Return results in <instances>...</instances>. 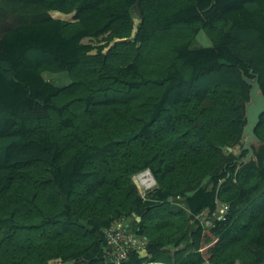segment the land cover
<instances>
[{"label":"trees","instance_id":"obj_1","mask_svg":"<svg viewBox=\"0 0 264 264\" xmlns=\"http://www.w3.org/2000/svg\"><path fill=\"white\" fill-rule=\"evenodd\" d=\"M137 1L0 0V264L264 262V0Z\"/></svg>","mask_w":264,"mask_h":264},{"label":"built area","instance_id":"obj_2","mask_svg":"<svg viewBox=\"0 0 264 264\" xmlns=\"http://www.w3.org/2000/svg\"><path fill=\"white\" fill-rule=\"evenodd\" d=\"M145 174L146 172L137 176L142 184L140 187L142 195H144L148 190L154 188L156 185L149 184L144 177ZM150 176H152L151 173ZM227 211L228 207L225 206L221 210L220 219H225L224 216ZM206 224L209 225V222ZM103 234L110 247L113 248L114 260L112 261H115V263L112 262L113 264H120L121 261L127 258L128 254L132 250H142L147 247L146 240L139 237L131 228H129V225L126 224L124 218L117 219L116 222L103 230ZM262 264H264V262Z\"/></svg>","mask_w":264,"mask_h":264},{"label":"water","instance_id":"obj_3","mask_svg":"<svg viewBox=\"0 0 264 264\" xmlns=\"http://www.w3.org/2000/svg\"><path fill=\"white\" fill-rule=\"evenodd\" d=\"M139 2L137 1V8L139 10ZM245 81L252 87L251 88V100L246 107V120L247 124L243 132L242 139L240 141L242 145V151H247V156L245 161L250 162L254 159V150L252 145L257 143L260 144L261 141L256 135V128L260 123V118L264 114V94L261 92V85L259 82V75L255 76V79H246ZM226 150V148H222ZM231 150V149H230ZM244 161V160H242ZM240 161V162H242ZM140 220V219H138ZM115 263V261H112Z\"/></svg>","mask_w":264,"mask_h":264},{"label":"rangeland","instance_id":"obj_4","mask_svg":"<svg viewBox=\"0 0 264 264\" xmlns=\"http://www.w3.org/2000/svg\"><path fill=\"white\" fill-rule=\"evenodd\" d=\"M54 16L55 17H59V18H63V19H65V18H67V19H71L72 17H61V16H59V15H57V14H54ZM201 40L198 38V44L200 45V43L201 44H203V45H207V44H209L210 42H209V39L208 38H206V36L204 35V34H201ZM47 75H51L50 73H47ZM47 75H45V77L47 76ZM61 74H59V75H55L56 77H58V76H60ZM48 77V79H52V78H54V76H47ZM55 79H57V78H55ZM59 80H62L63 79V77H60V78H58ZM136 181H137V183L138 184H140V180H139V178L137 177L136 178ZM142 186V185H141ZM138 188H139V186H138ZM140 190V189H139ZM180 204H181V202H178V203H175V205H174V208H175V210H178V209H180ZM182 206V205H181ZM111 250H113L112 248H111Z\"/></svg>","mask_w":264,"mask_h":264},{"label":"crops","instance_id":"obj_5","mask_svg":"<svg viewBox=\"0 0 264 264\" xmlns=\"http://www.w3.org/2000/svg\"><path fill=\"white\" fill-rule=\"evenodd\" d=\"M144 177H145V179L148 181L149 184H151V185L156 184L154 178H153L152 176H150L149 171L146 172V174L144 175ZM136 178H137V177H136ZM136 178H134V181H135V183L139 186V189H140V187H141L142 184H141V182H140V184H138L137 181H136ZM181 205H182V206H181ZM180 209H182V210H183V209H186V204L183 203V202H181V204H180Z\"/></svg>","mask_w":264,"mask_h":264}]
</instances>
